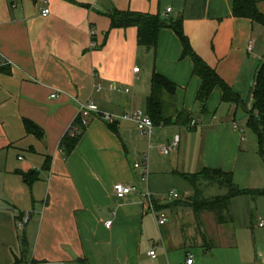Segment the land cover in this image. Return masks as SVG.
I'll return each mask as SVG.
<instances>
[{"label": "crops", "instance_id": "0c3cea01", "mask_svg": "<svg viewBox=\"0 0 264 264\" xmlns=\"http://www.w3.org/2000/svg\"><path fill=\"white\" fill-rule=\"evenodd\" d=\"M255 1L264 16V0ZM232 7L233 0H0V60L10 62L0 66V264H146L156 260L148 256L152 226L158 228L152 210L167 215L166 225L172 213L161 184L171 188L181 175L206 168L231 174L242 190L264 191V164L247 127L250 90L264 63V26L234 17ZM112 10L181 17L194 52L243 104L223 103L215 88L202 114L201 82L191 60L181 58L177 36L161 30L149 51L138 46L136 28L110 29ZM153 73L176 86V106L196 122L194 132L174 122L147 139L132 121L109 125L94 117L80 126L79 104L87 100L113 116L145 112ZM27 123L42 136L28 133ZM67 135L78 138L68 156L60 149ZM176 139L177 149L164 158L159 148ZM115 184L138 192L118 198ZM191 194L189 187L185 198ZM239 199L256 203L258 211L264 205V196H245L230 206ZM174 202L188 205L180 197ZM204 214L197 223L203 225ZM24 215L29 220L18 229ZM224 227L215 224L211 236L205 224V232L166 226L159 232L163 257L176 264L170 252L179 249L186 264L191 250L215 249ZM206 233L213 240L208 250L201 244Z\"/></svg>", "mask_w": 264, "mask_h": 264}, {"label": "trees", "instance_id": "16d2710c", "mask_svg": "<svg viewBox=\"0 0 264 264\" xmlns=\"http://www.w3.org/2000/svg\"><path fill=\"white\" fill-rule=\"evenodd\" d=\"M232 15L236 18L248 19L251 22L264 26V16L259 12L255 0H233ZM110 21V29H127L134 27L137 30V44L149 51L156 47L158 34L163 29L171 30L181 44V58H189L193 64L192 75L201 82L196 95V102L200 105L202 114L207 113L206 104L215 88L222 93V102L231 105H242L239 95L229 87L192 49L188 38L182 29V18L170 20L160 16L139 14L133 12H120L112 10L106 15ZM177 88L164 77L153 73L150 81V93L146 100L145 114L151 119L155 128L175 125L194 131L189 128L192 118L176 106ZM250 99L253 101L252 111L249 112L247 127L256 135L259 156L264 164V63L259 67L250 90ZM26 131L41 137L37 128L29 123ZM78 138L66 136L60 143V149L68 156L77 144ZM46 165V169H47ZM182 179L191 187L194 196L188 198L194 217L200 213H212L217 225L232 222L229 216L230 202L232 199L249 196L253 200L264 196V191H249L238 188L231 174L216 169H202L197 174L181 175ZM217 187L224 191V195L206 197L198 187L202 185ZM199 193L198 195H196ZM200 194H202L200 196ZM207 246V245H206Z\"/></svg>", "mask_w": 264, "mask_h": 264}, {"label": "rangeland", "instance_id": "374dc122", "mask_svg": "<svg viewBox=\"0 0 264 264\" xmlns=\"http://www.w3.org/2000/svg\"><path fill=\"white\" fill-rule=\"evenodd\" d=\"M154 132H156V129ZM147 151H149V149H147ZM148 153L150 154V151ZM156 153H159L158 150ZM170 155L171 153L169 156ZM169 156H165L164 158ZM168 187L169 184L166 183L161 184L159 187L160 193L165 195V198L168 192L174 189L179 195L180 201H186L189 203V199L185 198L186 191H188L190 187L187 182L182 179H177V182H174L170 185L171 188ZM198 190L202 191V194H204L206 197H215L219 194L224 195V191L219 190L217 187H211L205 184L201 187H198ZM194 194L195 193L192 191L191 197L194 196ZM198 194L199 193L196 195ZM202 194H200V196ZM248 200L249 199H239L232 202L229 209V216L231 217L232 222L223 225H217L215 223L214 215L208 212H205V217H203L204 219L202 221L203 225H201L200 223H197L196 218H194V214L188 205H179L176 202H173V204L170 206L172 213L168 212L169 224L166 225V223L165 225L167 227L170 226V228L173 229L180 226L186 229L200 228V231L205 232L203 229L205 224L206 231L210 233V235L214 233L215 224L217 226H227L222 229V236L220 239L218 238V241L216 240L215 249L209 252L204 250L196 251V249L190 251L191 256L189 257H191V261L195 264H264V228H260L258 226V224L261 223V220L264 221V218L259 216L260 213L264 214V205L261 206V211H258L256 203L254 204ZM162 202L164 205L168 204L167 201ZM165 225L159 226L158 228L155 225L152 226L153 238L150 242V249L152 248L154 250L156 254V260L152 261L149 259L148 263L146 264H167V260H165L163 257V251L161 248L162 243L159 233L166 227ZM178 236L179 235L177 232L172 234V246H175V244L178 242ZM201 237V244L204 245L203 249H211L210 246L212 245L210 243L213 244L211 237L207 235V233L206 237L204 235ZM194 239L196 241V237H194ZM205 244H207V246ZM196 252L199 256L198 260L196 258ZM170 253V258L173 263L183 264L185 260V253L183 251L175 249ZM200 258H202V263H200Z\"/></svg>", "mask_w": 264, "mask_h": 264}, {"label": "built area", "instance_id": "2783aa9c", "mask_svg": "<svg viewBox=\"0 0 264 264\" xmlns=\"http://www.w3.org/2000/svg\"><path fill=\"white\" fill-rule=\"evenodd\" d=\"M166 12L168 14L170 12V9H168ZM48 14H49V10L48 9H45L44 11H42V17H46ZM93 35H94V32H93V30H91L90 31V36H93ZM248 50H251V46L248 47ZM6 64H10V62L5 61V60L4 61L0 60V66L1 65H6ZM138 71H139L138 68L133 69L134 73H138ZM110 89H113V86H110ZM58 94H59L58 92H55V93L51 94L50 95V99L57 98ZM92 117L99 118L103 122H105L106 124H109V125H112V124H114L115 122H117L119 120L132 121L135 124L139 134L141 136H143V137H146L147 139L151 138L153 130L155 128L153 123H152V121H151V119L145 114V112L136 111L134 113L126 114V115L118 117V116H113V115H110V114H107V113H101L99 111L97 105L92 100H87L84 103H80L79 104V108H78V120H79L80 126L81 127H86L88 122H89V120ZM196 127H197L196 122L192 120L190 122V124H189V128H196ZM177 146H178V140L176 139V140H173L169 144V146L160 147L159 148V152L162 155L166 156L169 153L175 151L177 149ZM144 165H145V169H146V166H147L146 163ZM134 167L135 168H139V165L136 164ZM112 191L118 198H124V197H126V196H128L130 194L138 192L136 187L123 186L121 184H115L112 187ZM146 197L150 198V195L146 194ZM178 199H179V195L177 194V192H175L173 190L169 191L168 194L166 195V198H165V200L168 203L174 202V201H176ZM151 207H152V205L150 204V208ZM151 210H152V208H151ZM152 213H153L155 224L158 227L162 226V225H165L168 222V217H167V215L164 212H161V211L156 212V211L152 210ZM28 220H29V216L28 215L22 216L17 221L18 229H22L26 225ZM110 224H111V222H107L105 224V227L108 228L110 226ZM262 226H263V224L260 223L259 227H262ZM148 256L150 258L154 259L155 258V252L153 250H151L150 252H148ZM186 264H192L191 257H189L187 259Z\"/></svg>", "mask_w": 264, "mask_h": 264}, {"label": "water", "instance_id": "95a60500", "mask_svg": "<svg viewBox=\"0 0 264 264\" xmlns=\"http://www.w3.org/2000/svg\"><path fill=\"white\" fill-rule=\"evenodd\" d=\"M173 124H174V122H173Z\"/></svg>", "mask_w": 264, "mask_h": 264}]
</instances>
